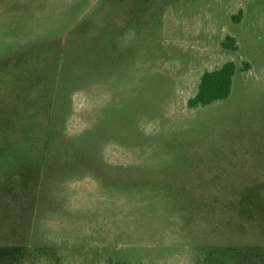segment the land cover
<instances>
[{
	"label": "rangeland",
	"instance_id": "374dc122",
	"mask_svg": "<svg viewBox=\"0 0 264 264\" xmlns=\"http://www.w3.org/2000/svg\"><path fill=\"white\" fill-rule=\"evenodd\" d=\"M115 260L264 264V0H0V264Z\"/></svg>",
	"mask_w": 264,
	"mask_h": 264
},
{
	"label": "trees",
	"instance_id": "16d2710c",
	"mask_svg": "<svg viewBox=\"0 0 264 264\" xmlns=\"http://www.w3.org/2000/svg\"><path fill=\"white\" fill-rule=\"evenodd\" d=\"M242 15L241 9L231 15L234 23H239ZM220 46L232 52L239 49L237 40L231 34H225L220 41ZM250 63L241 59L237 66L232 60H225L218 66L211 69L203 70L199 77L194 90V93L186 100V108L188 110H195L205 108L216 102L227 99L231 93L233 86V77L235 71L244 72L249 70ZM110 264H130L125 261L115 260Z\"/></svg>",
	"mask_w": 264,
	"mask_h": 264
}]
</instances>
